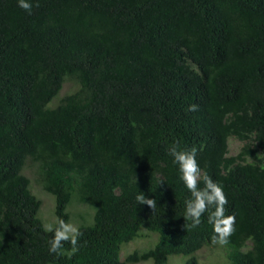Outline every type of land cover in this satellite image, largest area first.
<instances>
[{"label": "trees", "instance_id": "obj_1", "mask_svg": "<svg viewBox=\"0 0 264 264\" xmlns=\"http://www.w3.org/2000/svg\"><path fill=\"white\" fill-rule=\"evenodd\" d=\"M30 2L28 14L0 0V264H168L214 246L208 212L197 228L184 220L174 145L195 147L223 187L230 264H264V0ZM68 80L76 88L51 106ZM27 165L56 223L75 198L95 211L75 254L49 253ZM142 229L155 247L122 260Z\"/></svg>", "mask_w": 264, "mask_h": 264}, {"label": "clouds", "instance_id": "obj_2", "mask_svg": "<svg viewBox=\"0 0 264 264\" xmlns=\"http://www.w3.org/2000/svg\"><path fill=\"white\" fill-rule=\"evenodd\" d=\"M18 7L28 14L32 13L33 5L30 0H18ZM187 110L189 112L198 111V105H190ZM169 154L174 158V163L178 165L180 179L191 194L190 198L185 201L184 220L191 221V227L197 228L202 223V216L208 212V223L212 225L214 233L211 237V244L227 245L229 237L235 231L236 217L234 214H225L228 200L223 187L202 171L197 161L195 147L190 150H179L178 146L174 145L169 149ZM256 159L264 160V154L258 155ZM260 166L261 170H264V164ZM201 183L203 187H200ZM136 200L140 205H147L153 212L157 207L156 200L147 198L143 192L137 195ZM43 228L46 232L53 233L52 239L48 241L50 254L59 255L65 243L71 245L73 254L79 251L81 232L74 224L58 219L55 225L44 224ZM141 264H152L151 258L141 261Z\"/></svg>", "mask_w": 264, "mask_h": 264}, {"label": "rangeland", "instance_id": "obj_3", "mask_svg": "<svg viewBox=\"0 0 264 264\" xmlns=\"http://www.w3.org/2000/svg\"><path fill=\"white\" fill-rule=\"evenodd\" d=\"M76 88L72 81H66L64 84L59 97H56L51 106H56L60 99L64 95L69 94ZM241 147L240 142L231 140L230 141V152L235 155L239 152ZM24 174L30 179V188L36 198L41 201V208L38 214L39 219L44 224H56V211H55V197L46 193L36 176V169L34 167H27L24 170ZM68 212L71 214L70 223L74 224L78 228L84 224L92 225L94 223L95 211L85 204L79 203L78 199H74L69 208ZM80 229V228H79ZM159 240V235L147 230H140L139 236L129 243L122 245L120 251V258L124 260L127 256L134 252L144 253L155 247ZM227 250V251H226ZM228 247L226 245H207L204 244L203 248L197 251L194 255L198 258L199 264H230L227 258ZM192 256L185 255H173L169 257L168 264H185ZM152 261V260H151ZM136 264H141L136 263ZM152 264L153 261H152Z\"/></svg>", "mask_w": 264, "mask_h": 264}]
</instances>
